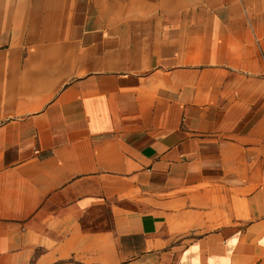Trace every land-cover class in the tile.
<instances>
[{
    "label": "crops",
    "instance_id": "obj_1",
    "mask_svg": "<svg viewBox=\"0 0 264 264\" xmlns=\"http://www.w3.org/2000/svg\"><path fill=\"white\" fill-rule=\"evenodd\" d=\"M0 264H264V0H0Z\"/></svg>",
    "mask_w": 264,
    "mask_h": 264
}]
</instances>
